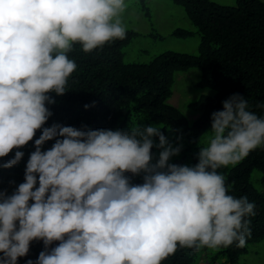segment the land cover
<instances>
[{
	"label": "clouds",
	"instance_id": "clouds-1",
	"mask_svg": "<svg viewBox=\"0 0 264 264\" xmlns=\"http://www.w3.org/2000/svg\"><path fill=\"white\" fill-rule=\"evenodd\" d=\"M126 8L125 0H0V158L15 150L0 168L19 164L29 142L35 149L24 181L0 190V264H18L33 241L44 250L26 264H162L182 248L247 245L256 204L229 194L219 171L264 147V117L239 93L211 113L193 165L171 162L181 137L174 144L151 123L45 126L51 94L64 95L77 70L68 53L125 39Z\"/></svg>",
	"mask_w": 264,
	"mask_h": 264
},
{
	"label": "trees",
	"instance_id": "trees-1",
	"mask_svg": "<svg viewBox=\"0 0 264 264\" xmlns=\"http://www.w3.org/2000/svg\"><path fill=\"white\" fill-rule=\"evenodd\" d=\"M171 1L184 9L191 25L196 28L194 32L177 28L174 33L180 37L198 33V54L167 50L146 63H126L123 48L136 35L133 30H127L125 39H117L90 53H85L81 45L76 44L68 55L76 62L77 70L69 78L64 95L51 94L56 103L48 105L53 115L45 126L61 123L77 128L86 125L91 129H111L123 122L127 106L134 102L133 109L143 114L148 122L162 123L178 136L195 141L211 128V113L222 110V101L234 93L244 96L250 111L264 117V0H236L234 6L212 0ZM139 2L146 10L145 0ZM191 68L200 70L195 87L207 88L214 93L200 94L189 102L188 107L199 112L198 117L189 123L181 110L167 100L173 93L175 73ZM192 90L195 92L194 88ZM86 104L90 105L87 109ZM121 112L122 119L118 120ZM40 134L37 131L35 138ZM54 142L47 141L43 148H50ZM20 150L24 157L19 164L0 168V190L6 189L8 194L24 181L26 162L35 150L34 141ZM14 152L0 158V162L12 158ZM186 159L188 165L197 162L196 155ZM253 170L262 172L264 183V147L257 148L223 173L229 194L246 196L256 204V215L250 218L251 236L246 247L233 245L219 249L218 254L228 264H237L249 245L264 239V194L250 183ZM57 243L54 242L52 247ZM42 250L43 242L33 241L28 255L19 258L18 264H26L28 259L35 261ZM197 254L198 251L182 248L162 264H193Z\"/></svg>",
	"mask_w": 264,
	"mask_h": 264
},
{
	"label": "rangeland",
	"instance_id": "rangeland-1",
	"mask_svg": "<svg viewBox=\"0 0 264 264\" xmlns=\"http://www.w3.org/2000/svg\"><path fill=\"white\" fill-rule=\"evenodd\" d=\"M222 5L234 6L236 0H212ZM127 8L121 14V19L126 30L136 32L132 42L123 48V61L126 63L139 62L146 63L155 56L167 50L198 54L200 38L198 33L188 37L176 36L174 30L177 28L190 29L196 31L191 25L184 9L174 4L171 0H145L146 10L139 0H125ZM200 70L191 68L187 71H178L174 75L172 85V96L167 100L181 110L189 123H192L199 115V112L193 111L188 107L190 101L203 93H214L210 89L196 88L195 82L198 80ZM194 88L195 92L192 90ZM135 103H131L126 108L124 120L117 124L115 129H129L137 124L147 125L146 117L133 109ZM155 126L161 127L164 135L174 144L177 137H181L179 143L183 144L181 153L172 158L171 162L185 164L186 158H193L199 150V147L206 146L211 137L210 128H207L203 134L195 141L187 137L178 136L172 129L165 127L162 123L153 122ZM158 143V137L154 138ZM154 159L158 157L159 149H152ZM232 166L219 169L220 172H227ZM142 179L141 176H136ZM250 183L254 188L264 194V183L262 182V172L253 170L250 175ZM219 249L203 248L198 251L197 259L193 264H228L223 262ZM237 264H264V239L258 243L251 244L247 252L241 255Z\"/></svg>",
	"mask_w": 264,
	"mask_h": 264
}]
</instances>
